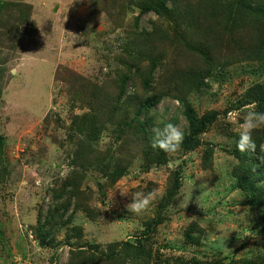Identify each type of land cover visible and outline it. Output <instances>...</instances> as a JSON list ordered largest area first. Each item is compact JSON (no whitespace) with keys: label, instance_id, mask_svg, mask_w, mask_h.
Instances as JSON below:
<instances>
[{"label":"rangeland","instance_id":"374dc122","mask_svg":"<svg viewBox=\"0 0 264 264\" xmlns=\"http://www.w3.org/2000/svg\"><path fill=\"white\" fill-rule=\"evenodd\" d=\"M0 2V136L6 140V152L0 153V264H67L70 245L106 247L124 240L146 246L151 254L148 264L264 259V206L247 203L248 195L235 186L233 168L238 159L231 153L235 129L249 106H254L239 105V99L253 83L264 81V61L243 59L237 43L222 31L216 42L217 67L205 79L206 85L189 95L199 115L210 109L220 111L202 135L214 144L210 167L203 165L206 145L192 151L179 148L167 153L161 163L148 165L132 133L127 132L129 138L115 127L95 143L89 156L92 162L80 164L73 160L79 135L71 122L91 102L79 91L85 84L78 82L116 90L134 54L135 35L157 21L169 28L171 39L178 40L177 26L153 12H141L135 0ZM179 42L161 44L167 55L165 66L156 73V89L165 90L169 78L177 79L179 68L198 62L186 45L177 47ZM136 81L130 82L129 92L144 94L141 80ZM182 111L179 101L166 94L152 108L149 128L176 119L185 132L188 122ZM116 161L127 172L111 181L106 175ZM176 169L182 185L173 203L162 209ZM79 176L84 190L77 197L80 203L75 199L55 224L53 244H42L36 232L39 214L46 215L50 207L63 202L68 179ZM121 189L129 194L123 195ZM153 190L156 195L145 211L129 212L131 193ZM159 217L155 224L154 218ZM152 220L155 228L146 234ZM193 222L202 229L197 243L185 237ZM75 225L82 226L84 235L69 243L68 229Z\"/></svg>","mask_w":264,"mask_h":264},{"label":"trees","instance_id":"16d2710c","mask_svg":"<svg viewBox=\"0 0 264 264\" xmlns=\"http://www.w3.org/2000/svg\"><path fill=\"white\" fill-rule=\"evenodd\" d=\"M135 1L141 12H153L158 18L173 21L177 26L174 28V33L179 38L178 40L171 39L169 28L154 21L153 28L143 29L135 35L134 54L130 55L128 71L119 77L116 90L107 91L98 84L91 86L84 82H78L81 85L85 84L79 88V91L90 98L91 105L87 107V111L76 113L72 117L71 124L76 131V136L79 135L73 160L77 158L80 164L92 162L89 156L92 157L95 143L109 128L115 127L119 133L125 131L126 134L123 133L129 138L127 132L132 133V138L137 141L148 165L161 163L167 152L151 147L153 134L149 126L153 124L152 108L166 94H170L182 105V112L188 122L180 148L183 151H192L201 145H206L203 153V165L210 167L214 144L205 142L202 135L209 130L211 124L218 118L220 111L210 109L199 115L190 101L189 95L195 90L202 89L207 83L205 79L211 76L217 67L216 42H218L222 31H228L230 39L237 43L238 52L243 59L264 61V0ZM2 5L0 2L1 7ZM176 41H180L177 47L184 44L195 52L198 62L188 69L179 68L177 79L169 78L165 90L156 89L154 85V82L157 81L156 73L160 67L165 66L163 60L167 55V49L161 48V44L168 42L170 45ZM72 74L73 76L78 75L73 71ZM138 78L143 84L144 94L129 92L130 82L132 80L137 82ZM82 79H84L83 76ZM75 83H77L76 80ZM172 90L175 93L171 94ZM239 100H241L239 105L254 103L256 111L264 112V81L253 83ZM163 122L166 123V121ZM169 122L175 124L176 119ZM236 136L237 142L238 135ZM253 138L258 145L255 153H241L236 145L231 150V153L238 159V163L233 168V175L236 178L235 186L248 195L246 202L250 205L264 206V162H262L264 150H260V147L264 146V126L253 132ZM3 149L6 152V140L4 136H0V153ZM86 149L89 150V155ZM115 164L111 170L108 165L109 170L106 176L111 181L118 180L127 172L125 165L120 164L119 161H116ZM172 175V183L164 196L162 209L173 203L182 185L180 171L176 169ZM82 182L83 176L68 179L67 185L63 188L65 200L58 202L55 207H50L46 215L39 214L36 232L42 244H53L55 224L65 215L75 199H77L76 203H80L81 198L77 197L81 193L84 194ZM58 195L61 196L60 193ZM159 220L160 217L154 218V223L157 224ZM154 223L153 220L149 223L151 227L145 230L146 234L152 231V227L155 228ZM68 230L71 231L67 233L69 243H71V238H81L84 235L80 225L72 226ZM262 230L264 231V219ZM201 233V227L193 222L185 231L186 240L197 243ZM70 248V259L67 264H148L151 255L146 246L132 240L109 242L106 247L101 244L87 243L81 244L77 248L70 245ZM191 262L192 260H186L184 264ZM216 264H264V259L261 262L252 260L218 261Z\"/></svg>","mask_w":264,"mask_h":264},{"label":"clouds","instance_id":"9594fccd","mask_svg":"<svg viewBox=\"0 0 264 264\" xmlns=\"http://www.w3.org/2000/svg\"><path fill=\"white\" fill-rule=\"evenodd\" d=\"M242 121L243 122L235 129L238 135L236 147L241 153H255L258 145L253 138V132L264 126V112L256 111L254 106H249L245 115L242 117ZM159 123H162V126H158ZM158 125L152 129L151 147L153 149H161L167 153H173L179 150L185 137V132L180 126L172 122H158ZM260 150H264V146H261ZM262 162H264V160H262ZM205 186L206 184L200 185L202 189L205 188ZM193 188L194 183L192 185V192ZM121 193L123 195L129 194L122 189ZM155 195L156 190L146 194L141 191L131 193V201L127 204L129 212L139 214L145 211L151 204Z\"/></svg>","mask_w":264,"mask_h":264}]
</instances>
